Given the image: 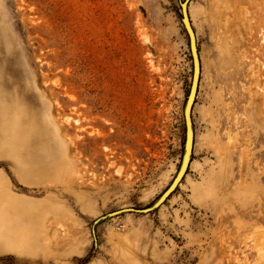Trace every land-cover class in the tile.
<instances>
[{
    "label": "rangeland",
    "instance_id": "1",
    "mask_svg": "<svg viewBox=\"0 0 264 264\" xmlns=\"http://www.w3.org/2000/svg\"><path fill=\"white\" fill-rule=\"evenodd\" d=\"M183 1L0 0V264H264V0L188 2L184 176Z\"/></svg>",
    "mask_w": 264,
    "mask_h": 264
},
{
    "label": "water",
    "instance_id": "2",
    "mask_svg": "<svg viewBox=\"0 0 264 264\" xmlns=\"http://www.w3.org/2000/svg\"><path fill=\"white\" fill-rule=\"evenodd\" d=\"M189 0H184L180 4V10L182 15V26L184 29V32L186 34L187 40H188V49L189 54L191 58V64H192V79L191 84L189 86L188 95L184 104L183 108V123H184V157L179 169V174L185 175V172L189 166L188 161V155L190 153V149H192V143H193V132L191 129V121H190V114L192 110V97L196 96L197 87H198V81H199V74H200V65H199V57H198V50H197V43L195 34L193 32V29L190 26V23L188 22V14H187V5ZM171 187V186H170ZM170 187L161 195V197L155 202L154 208L159 207L163 201L166 200V198L172 193L170 190ZM169 191V193H168ZM168 193L166 198H163L162 196L165 193ZM150 209H144V210H134V209H120L118 211H114L111 213V216H117L122 213L127 212H133V213H148Z\"/></svg>",
    "mask_w": 264,
    "mask_h": 264
},
{
    "label": "bare ground",
    "instance_id": "3",
    "mask_svg": "<svg viewBox=\"0 0 264 264\" xmlns=\"http://www.w3.org/2000/svg\"><path fill=\"white\" fill-rule=\"evenodd\" d=\"M180 11H181V10H180ZM181 21H182V15H181ZM188 22L190 23L189 18H188ZM190 26H191V25H190ZM191 79H192V76H191ZM190 84H191V80H190ZM189 86H190V85H189ZM187 95H188V94H187ZM194 97H195V96L192 97V103H193ZM185 101H186V99H185ZM184 104H185V102H184ZM183 108H184V106H183ZM182 112H183V110H182ZM179 180H180V177L178 178L177 183L179 182ZM166 193H167V192H166ZM166 193H165V194H166ZM165 194H164L162 197H164ZM165 198H166V196H165Z\"/></svg>",
    "mask_w": 264,
    "mask_h": 264
}]
</instances>
